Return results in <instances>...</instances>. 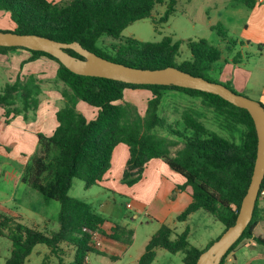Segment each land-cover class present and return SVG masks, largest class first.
I'll list each match as a JSON object with an SVG mask.
<instances>
[{"label": "trees", "instance_id": "trees-1", "mask_svg": "<svg viewBox=\"0 0 264 264\" xmlns=\"http://www.w3.org/2000/svg\"><path fill=\"white\" fill-rule=\"evenodd\" d=\"M234 1L250 8L254 6V0ZM161 3L164 0H0V11L8 13L13 24L8 31L39 34L67 43L77 41L104 58L128 66L150 69L175 66L192 75L223 83L237 92L230 82L213 77L216 63L222 60V50L206 39L187 40L190 56L177 62L183 39L174 41L166 36L159 41H141L121 37L128 25L150 17L154 7ZM176 4L177 0H168L163 15L155 18L154 23L167 22L175 12ZM103 35L120 42L111 43L110 50H104L98 45ZM221 38L225 40L226 35L221 34ZM18 48L31 52L28 61L44 56L58 64L56 75L50 80H41L31 73L18 75L14 81H5L0 92V108L4 110L5 123L16 115L31 121L35 119L44 94V82H49V86L61 94L62 104L55 113L58 124L50 136L38 134L31 172L22 178L45 199L60 202L59 228L47 233L28 226L16 216L0 213V236L11 242V252L5 264H25L38 244L48 248L47 258L42 260L48 264L52 258L62 262L66 247L75 250L74 264H84L88 254H105L95 237L104 219L88 203L70 196L69 190L73 179L83 181L86 188L98 185L110 168L113 149L119 143H125L129 148L121 178L123 183L133 185L140 180L151 159L161 158L172 170L185 177V183L178 188H192V201L178 214V221H184L191 213L203 209L225 229L234 224L251 181L257 150L255 125L246 109L201 90L176 85L132 84L77 74L44 51L0 46V53ZM66 51L83 58L72 49ZM126 88L150 90L151 97L143 114L135 104L122 102ZM168 92H180L199 101L213 113L215 126L228 135H220L208 128L204 122L207 119L205 111L193 105V101L184 106L180 118L170 120L165 114L161 115L160 112L165 110L162 101ZM79 100L97 108L94 119L88 120L77 110ZM177 144L182 146L172 154L170 147ZM263 189L264 178L251 221L219 264L243 240L253 239L264 245V238L254 235L264 213V207L260 205ZM102 233L124 246L133 240V230L117 224L112 233ZM213 241L199 249L189 243L187 229L173 236V229L162 224L151 235L135 264H152L157 249L183 252L184 264H196L199 255Z\"/></svg>", "mask_w": 264, "mask_h": 264}, {"label": "crops", "instance_id": "crops-1", "mask_svg": "<svg viewBox=\"0 0 264 264\" xmlns=\"http://www.w3.org/2000/svg\"><path fill=\"white\" fill-rule=\"evenodd\" d=\"M49 1L57 2L61 0ZM211 2L215 9L223 7V2L220 4V0H211ZM223 8L224 12L225 10H228L225 7ZM229 9H235L243 16L239 32L241 51H239L238 56L235 57V61L234 58L231 60L227 58L228 61H231L235 65V68H233L229 74L227 72L229 69L225 66L219 72L220 79H222L223 82L232 83L233 88L241 94L250 89H256L254 93H252L253 96L250 97L257 101L259 100V102L264 105V72H257L255 67H251V65L248 64V61H244V59L249 58L247 52L244 53L245 49L249 50L256 47L259 54H264V0H254V6L252 8L241 2L230 0ZM207 10H205L206 13ZM0 17H4L8 26L11 29L13 28L8 13L0 11ZM30 56L31 52L21 48L15 49L6 54L0 53V67L3 68V70L0 69V72L3 75H6V81H14L18 75L23 76L31 73L36 74L41 80H50L55 77L58 67V64L55 61L44 56L33 61H28ZM223 59L226 60V58ZM49 85L50 83L47 81L44 83V94L36 110L35 119L31 121H26L22 115H16L10 119L9 123H5L4 110L0 108V158H4V160L6 158H13L17 161L18 165L28 160L29 164L38 145V134L41 133L45 136H50L54 132L58 124L55 113L58 106H60L58 104L62 103V97L57 90L52 89ZM150 97L151 92L146 88H126L124 90L122 102L133 103L137 106L140 113L141 111L144 113L147 101ZM76 108L88 120L94 119L97 114V108L90 106L82 100L77 102ZM9 147L12 149L9 150ZM128 157V146L125 143L117 144L112 152L110 168L106 171L102 181L97 186L103 187L106 195L111 192L112 196H127L128 201L125 203V208L132 210V212H126L122 209V206L119 208L115 207L116 203H111L109 198L105 200V202L101 200L99 202L93 200V203L88 204L93 211L98 213L104 219L100 229L95 232V237L99 245L105 251L104 255H110V259L113 262L121 259L123 254L131 247V245H133V240L130 245L124 246L121 242L104 237L102 232L106 234L112 233V228L117 224L133 230L132 239L135 240L137 237L136 230L139 224L138 222L143 223V219H140V214L147 216V220L154 221L155 224L151 227V231L143 243V250L137 257L135 261L136 263L143 253L149 238L162 224L172 228L173 236H175L174 233H178L176 231L178 227L177 223L183 222L189 235V227L184 223H187V221L195 215L196 211L191 213L186 220L178 222V214H180L192 201V188L190 186H186L185 189L178 188V185H183L185 183V177L172 170L161 158L151 159L144 167L140 180L133 185L123 183L121 178ZM7 213L9 214V211ZM32 219L34 221L31 227H36L46 232L56 231L59 228L58 220L57 224L53 223L50 227V218L45 211L39 213L38 218L34 219L32 217ZM130 220L133 224L130 223ZM260 225L264 228V213L261 221L254 229L255 236H261L264 238L262 234L260 235L257 233V227ZM216 238H211L210 241L215 240ZM210 241H208V243ZM255 244L256 243L253 239L243 240L237 248H250L254 247ZM48 252L49 250L47 248L43 257L48 254ZM73 252L75 254L74 249ZM230 254L232 256L230 261H234L236 258L235 251ZM249 260L247 261L249 262ZM90 263L91 254H88L84 260V264Z\"/></svg>", "mask_w": 264, "mask_h": 264}, {"label": "rangeland", "instance_id": "rangeland-1", "mask_svg": "<svg viewBox=\"0 0 264 264\" xmlns=\"http://www.w3.org/2000/svg\"><path fill=\"white\" fill-rule=\"evenodd\" d=\"M167 2L168 0H164V3L157 4L152 10V15L150 17L135 21L128 25L122 31L121 37H132L141 41H159L166 36H170L174 41L183 39L184 42L180 47V53L176 57L177 62H181L190 56L186 44L187 40L206 39L211 44L219 47L222 50L223 58H226V60L222 58L221 61L216 63L217 69L212 73L214 78L223 82V80L220 79L219 72L226 66L229 69L227 72L230 74L232 69L235 68V65L231 61H228L227 58L231 60L237 57L239 51H241L239 32L243 16L235 9H229L230 0H220V4L223 2V7L228 9L225 10V12L223 7L213 8L214 6L211 0H177L176 10L169 16L167 22L155 24L154 19H158L163 15L166 10ZM205 10H207V13ZM213 26L217 27L212 29ZM218 26H220V29ZM0 30H11L4 17H0ZM221 34L226 35L225 40L221 38ZM114 42H120V40L103 35L98 40V45L104 50H110V44ZM227 47H231V49L229 50ZM246 52L249 58L244 59V61H248V64L251 65V67H255L257 72H264V54H259L256 47L249 50L245 49L244 53ZM0 69L3 70L2 67H0ZM6 80V75L0 72V92L5 86ZM231 86L233 87L232 83ZM255 90L256 89H250L243 94L250 97L253 96L252 93H254ZM192 101L194 102L193 105L205 111L207 119H204V122L208 128L216 131L220 135H228L224 131L218 129L212 122L213 113L211 110L205 109L201 106L199 101L192 100L190 97L180 92H168L166 94L162 101L165 110L164 113L160 112V114H165L170 120L180 118V113L184 106L191 105L190 103H192ZM61 104L62 103H59L58 105ZM141 114H143L142 111ZM181 146V144L171 146V153L174 154ZM8 149L10 150L12 148L9 147ZM0 161V213L4 212L8 214L7 212L9 211V214L17 216L21 222L32 226L34 221L32 217L36 219L39 217V213L45 211L50 218V227L53 223L57 224L60 202L57 200L45 199L37 190L30 187L27 183L22 182L23 177L21 176H25L27 173L29 174L31 172V161L28 164V160H26L20 163V165H18L17 161L13 158H6L5 160L4 158H0ZM69 195L79 198L89 204L93 203V200L105 202V200L109 198L111 203H116L115 207L119 208L122 206V209L126 212H132V210L125 208V203L128 201L127 196H112L111 192L106 195L104 188L97 185L86 188L83 181L80 179H73ZM260 205L264 207V196H262L260 200ZM140 215V219H143V223L138 222L139 224L136 230L137 237L135 240L133 239V245L123 254L121 259L113 262L110 259V255L91 254L90 264H134L143 250V243L147 239L151 227L155 224L154 221L147 220V216H143V214ZM130 223L133 224L131 220ZM177 224L178 227L176 231L180 233L185 229V225H183V222ZM184 224H187L190 230L188 235L189 243L198 248L205 247L211 238L220 236L225 229L222 223L216 221L203 209L196 211L195 215ZM50 232L51 231H47V233ZM178 233H174V235ZM257 233L260 235L262 234L264 237V228L262 225L257 227ZM46 251L47 247L45 245H36L28 256L25 264H48L46 261L45 263L42 262V258L43 261L47 258V254L43 257ZM10 252V240L0 236V264L6 263V259L9 257ZM74 255L73 249L66 248L62 262L57 258H53L50 259V264H74ZM235 257V260H231L228 264H264V245L256 243L254 247L250 248L239 249L236 247ZM228 258L232 259L231 254L228 255L227 260ZM247 260H249V262ZM152 264H184L182 261V252L170 253L164 249H158L156 251V258Z\"/></svg>", "mask_w": 264, "mask_h": 264}, {"label": "water", "instance_id": "water-1", "mask_svg": "<svg viewBox=\"0 0 264 264\" xmlns=\"http://www.w3.org/2000/svg\"><path fill=\"white\" fill-rule=\"evenodd\" d=\"M0 46H17L47 52L77 74L110 78L132 84L176 85L201 90L219 95L233 105L246 109L253 119L257 133V150L251 181L234 224L226 228L219 238L199 255L196 262V264L220 263L222 257L251 221L264 178V105L261 102L235 92L223 83L192 75L175 66L150 69L115 62L84 48L77 41L67 43L34 33L0 30ZM66 49L74 50L83 58L70 54Z\"/></svg>", "mask_w": 264, "mask_h": 264}, {"label": "built area", "instance_id": "built-area-1", "mask_svg": "<svg viewBox=\"0 0 264 264\" xmlns=\"http://www.w3.org/2000/svg\"><path fill=\"white\" fill-rule=\"evenodd\" d=\"M261 196H264V189L261 191ZM229 262H230V259L228 258V260H227V258H226V260L222 264H228Z\"/></svg>", "mask_w": 264, "mask_h": 264}]
</instances>
